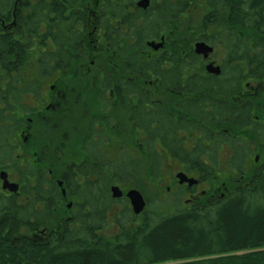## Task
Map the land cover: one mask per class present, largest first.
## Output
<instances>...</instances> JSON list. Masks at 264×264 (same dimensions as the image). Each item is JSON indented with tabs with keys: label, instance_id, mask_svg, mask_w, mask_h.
Returning <instances> with one entry per match:
<instances>
[{
	"label": "flooded vegetation",
	"instance_id": "af4514ba",
	"mask_svg": "<svg viewBox=\"0 0 264 264\" xmlns=\"http://www.w3.org/2000/svg\"><path fill=\"white\" fill-rule=\"evenodd\" d=\"M53 1L64 8L62 13L64 17L58 20V27H53L59 35L54 29L55 33L48 31V28L52 27L48 20L46 24H41L39 34L42 36L33 38L32 45L28 35L24 38L20 35L23 33L22 25L14 16L15 5L19 0H15L10 19L0 18V79L3 81L0 84V108L3 109V116L14 115L13 120L5 119L13 129L7 137L11 152L5 159L0 160V173L5 172L7 180L19 186L15 193L3 190L0 178V193L5 197L14 196L18 203H26L28 192L33 190L36 177L45 168L44 179L51 181L52 186L59 192L60 201H66L67 210H71L76 204H81V192L84 190L96 189L101 184L108 187V191L112 185L120 187L116 176L121 172L126 176V143L132 154H189L193 152L200 139H204L208 144L211 138L208 134L210 109L212 104L216 105L218 102L222 113L220 116H214V121L218 124L217 134L221 133L224 137L227 134L226 127H222L225 123V110L227 107H233L236 109L233 136L237 139V154H252L253 150L256 151L255 154H264V139L261 138L264 137V114L261 119L255 115L258 107L255 103L258 102L259 91L264 92V88L257 83V87L247 89L252 81L259 82V79L262 80L264 87V77L252 76L253 71H250L244 63L242 53L239 51L232 57L222 53L218 58L219 61L211 59V54L204 56L194 53L196 42L210 44L208 40L197 39L199 35H196L195 31L202 24L196 20L203 17L204 13L199 14V12H203L204 9L194 14L197 7L192 8L191 15L197 19H193L188 24L191 28L189 35L193 39L190 47L180 49L178 23L175 21L170 47L163 35L158 39L145 41L147 52L143 58L150 60L149 63L154 66L155 71L148 67L141 76L130 69V76L126 77V70L110 72L100 69L106 62L113 65L116 60H121L123 65L130 68L126 58V32L130 30L126 24L128 0H123L125 13L123 17L117 19L104 10L103 6L101 7L102 0H95L94 5L98 10L90 7L91 0ZM53 1L46 0V3L52 4ZM138 1L135 0L134 5L142 10L147 9L154 2L149 0L147 8H140L137 6ZM29 3L34 6L35 1L30 0ZM202 4L203 2L200 6ZM130 9L134 13V8L127 6V10ZM82 10L87 12L85 21L81 20ZM93 15L96 16L94 20ZM49 16L53 18L51 13ZM91 23L93 25L99 23V26H93L88 32L87 28ZM111 24L114 27L118 26L119 29L113 28ZM223 33L226 35L225 31ZM209 34L206 30L202 36L207 39ZM91 35L94 39L88 41V36ZM119 35L120 38L115 40ZM4 40L6 42L3 43ZM41 40L43 44L40 43ZM221 40L223 41V38ZM15 41L21 46V48L15 47L17 52L15 49H4L3 45L7 43L12 46ZM149 41L160 42L161 45L153 49L147 44ZM116 44L123 47V54H117ZM210 45L214 50L217 44ZM181 51L188 53L179 54L178 52ZM93 52L98 53L93 54ZM84 53L88 56L86 64L84 62L82 64L81 59ZM51 54L60 64V69L54 72H50L49 68L39 69L37 63L40 64L38 62L40 57L50 60ZM16 60H20L21 65L12 66L11 62L15 64ZM94 64L99 69L91 72L87 65ZM209 64L218 66L220 72L218 74L208 72L206 66ZM54 74L60 75V81L57 82L58 92L50 91L44 94V84ZM108 74L110 77L107 76ZM154 77L156 90L162 97L174 94L177 96L174 102L160 99L146 101V88L140 84V81L152 84ZM83 78L86 79L84 86ZM72 79L82 83L78 82L80 85L75 89V86H70L68 83ZM128 82L134 85H127ZM10 84L16 88L14 91L20 94L18 104H14L13 99L10 98L15 106L13 111L6 109L4 104V98L12 90ZM73 92L81 95L82 103L73 112L72 119L64 122L61 116L66 115L70 103L74 102L71 99ZM261 95L263 97L262 93ZM53 102L58 106H53ZM42 106L49 111V119L45 112L39 113ZM115 108L119 110L113 111ZM51 111H53L52 115ZM119 112L123 113V118H120ZM59 115L60 118L55 119ZM37 117L38 120L42 119L45 122L52 120L50 122L52 126L43 127L39 133H36L38 134L35 136L36 139L29 138V135L33 134L29 131L31 125L34 123L35 126L39 122ZM153 118L156 119L150 121ZM54 120L59 122L54 123ZM259 131H261L260 135H258ZM154 133L157 135L152 137ZM187 133L190 137L192 134L195 136L196 143L190 149L185 147V142H188ZM173 134L175 139L170 137ZM259 136L262 140H259ZM247 137L257 144L259 150L251 149ZM53 138H58L57 145H51L52 140H55ZM149 141L153 142L155 151L149 150ZM56 160L61 164L59 177H53L49 169L50 164ZM168 168L169 172L182 171L187 176H193L195 171L200 172L198 165L193 166L184 162L177 168L169 164ZM11 171L15 172V178L10 176ZM58 182H61V185H58ZM85 183L90 185L87 186L89 188L84 185ZM171 183L176 188L174 194L179 190H183L184 194H191L195 187L201 184L199 180L192 185L185 182L178 183L176 178L172 179ZM48 187V184L43 185L44 190ZM62 188L65 189L64 195L61 192ZM121 189L123 191V188ZM169 190L168 185L165 191ZM70 198L72 199L69 200ZM188 201L190 200L185 199V202Z\"/></svg>",
	"mask_w": 264,
	"mask_h": 264
},
{
	"label": "trees",
	"instance_id": "16d2710c",
	"mask_svg": "<svg viewBox=\"0 0 264 264\" xmlns=\"http://www.w3.org/2000/svg\"><path fill=\"white\" fill-rule=\"evenodd\" d=\"M29 1L19 0L14 10L15 0H0V18L10 19L14 10L17 22L22 25L20 35L22 38L28 35L32 45L33 38L42 36L39 34L42 23L50 20L52 27L48 31L54 32L58 20L64 17V8L53 0L52 4L34 0V6ZM102 1L101 7L113 18L123 17V0ZM126 2V24L130 29L126 32V58L129 70L136 75L143 76L148 67L155 71L150 60L143 58L147 52L145 41L163 35L170 47L175 21L180 49L190 47L193 39L188 24L197 19L191 15V10L203 2L204 15L197 21L202 24L195 29L198 39L220 45L221 33L225 31L221 42L226 55L232 57L235 52H241L244 63L253 71L252 76L264 77V0H154L145 10L136 8L135 0ZM127 6L134 8V13L131 9L128 11ZM82 11L81 20L85 21L87 12ZM206 30L210 32L207 39L202 36ZM119 38L120 35L115 40ZM16 46L21 48L17 41L12 46L3 45L9 50ZM115 46L117 54H123V47ZM38 62L39 69L49 68L50 72L60 69L53 54L50 60L40 57ZM17 64L21 65V61L11 62L12 66ZM2 82L0 79V84ZM127 85L134 84L128 82ZM10 86L12 90L4 98V104L13 111L20 94ZM219 105L220 102L211 106L212 126L218 125L214 116L222 113ZM235 112L233 107L226 108L223 127L231 134L217 135L207 154L198 145L192 154L181 155L184 162L199 166L201 181L208 177L220 183L221 195L215 197L211 188L212 191L209 189L190 206L181 204L179 199H167L162 193L149 190L143 182V174L146 178L157 177L156 165L149 161L158 160V154H146L143 160L127 156L130 160L126 173L136 178L134 185L146 200V207L139 215H134L128 202H123L121 212L109 219L108 210L116 200L111 198L109 188L101 184L96 189L82 191L81 204H76L66 217L55 218L50 210L60 203L59 192L51 181L44 179L46 169L43 168L34 181L33 190H28L26 203H18L14 196L5 197L0 193V264H264V154L252 164L246 154H237V139L233 136ZM3 115L0 108V160L11 152L7 137L13 129L5 119H14V115ZM170 137L175 139V134ZM223 143L231 146L233 154L222 162L227 172L219 173L217 151ZM148 145L149 150L155 151L152 141ZM204 156L209 164L203 163ZM45 184L49 185L46 190L43 189Z\"/></svg>",
	"mask_w": 264,
	"mask_h": 264
},
{
	"label": "rangeland",
	"instance_id": "374dc122",
	"mask_svg": "<svg viewBox=\"0 0 264 264\" xmlns=\"http://www.w3.org/2000/svg\"><path fill=\"white\" fill-rule=\"evenodd\" d=\"M95 3V0H91V5L90 7L93 8V10H98V8L94 5ZM200 8V10H199ZM201 9H203L200 5L197 7L196 10H194V14L198 11H201ZM205 11V9H204ZM95 15H93V20L95 19ZM217 20L219 21V16L217 15ZM223 25H225L226 27H228V24L223 22ZM93 26H99V23L97 24H90L89 27L87 28V31L89 32ZM224 33L222 32L221 33V38H224ZM94 39V36L91 35V36H88V41H91ZM221 40L219 41L218 44L220 45H215L216 48L213 50V52L211 53L210 55V58L211 59H215L216 61H219L218 58L221 57L222 53L226 54V50H225V46L224 44L222 45L221 44ZM98 52H93V54H97ZM88 56H87V53H84L82 55V64L84 62V64H86V60H87ZM114 64L113 65H110L109 63H105L102 68L100 70H103V71H110V72H116V70H119V71H123L125 72L126 70V77H129L130 74H129V69H128V66L126 65H123L122 61L121 60H116L113 62ZM97 65V64H96ZM89 68V70L91 72L93 71H97L99 68H97L94 65H87ZM86 70V69H85ZM129 75V76H128ZM108 77H110V75L108 74L107 75ZM64 78H67V76H64ZM136 80H139L137 78H135ZM60 81V75H51V79L47 80L46 83L44 84V89H43V93L44 94H47L49 93L50 91H52V93H57L58 92V88H59V85L57 82ZM83 86L85 85V81L86 79L83 78ZM82 81H76L75 79H72V81H69V85L70 86H75V89L82 83ZM152 84L151 83H145L143 81H140V84L142 86H145V94H146V101L147 102H151L152 100H157V99H160L161 101H169V102H174L177 98V96H175L174 94H172L173 96H163L160 95V93L158 92V90H156V84H155V77L154 79H152ZM155 81V82H154ZM78 82H80V84L78 85ZM257 83L258 85H261L262 88H264L262 86V80L259 79V82H254L252 81L250 83V85L248 86L247 89H250V88H254V87H257ZM260 94H258V102L255 103V105L258 104V107L256 108V113L255 115L258 116V118H262V114H264V92H261L259 91ZM74 93V92H73ZM71 94V99L72 101L74 100V102H71L70 103V107L67 109L66 111V115H62V121L66 122V120H69V119H72V115H73V112L76 111L78 109V107L81 105L82 102H80V100L82 99L81 98V95L78 94V93H74V94ZM261 93L263 94V97L261 95ZM77 97V100H75V98ZM53 106H58L55 102H53ZM175 106V105H173ZM119 110L118 109H113V111L117 112ZM48 116V119H49V111L45 109L44 106L41 107V111H39V113H44ZM52 112H50V114L52 115ZM64 112V111H63ZM120 113V118H123V113L122 112H119ZM30 116V114L28 115ZM34 118V116H33ZM60 118V115L57 116L55 119H59ZM37 120H38V117H37ZM39 122H37L34 126V123L31 125V128L29 129V131H32V135H29V138H32L33 139H36L35 136H37L38 134L36 133H39L43 127H47V126H52L50 124V122H45V120H38ZM55 122H59V120H54V123ZM209 131H208V134L212 137L211 141L207 144L206 141L204 139H200L199 141H197V146L200 145V149L204 152V154H207L209 152V149H210V146L212 143H215V141L217 140L216 137H217V130H218V125L216 126H212V125H209ZM223 127V126H222ZM33 128V130H32ZM231 134V131L228 132L227 130V134H225V137L226 136H229ZM261 134V131L258 132V135ZM257 135V137H258ZM220 137H224L221 133L218 135ZM187 137H188V142H185V147L187 149H190V147H192V145H194L196 142L194 141L195 140V136L194 134H192V136L190 137L187 133ZM62 138V137H61ZM65 138V137H64ZM63 138V140H64ZM55 140H52V143L51 145H57L58 144V138H53ZM248 139V143L250 142V145H251V149L255 148V149H258V146L257 144L252 141V139L250 138H246ZM225 140V138H224ZM259 140H261L260 136H259ZM131 141V140H130ZM196 146V147H197ZM195 147V148H196ZM228 147H230L231 149V146L226 143V144H222L220 146V148L218 149L217 151V154H219L220 156V167L221 170H218L217 172H227L226 171V168L223 167L222 165V162L224 161L225 158H227L230 154H233L232 152V149L230 150ZM194 148V150H195ZM193 150V151H194ZM259 150V149H258ZM129 148L127 146V143H126V164L129 165V160L130 158H128L127 156L130 155L131 157H138V159L140 158L141 160H143V154H132L129 152ZM260 152V151H259ZM256 151L253 150L252 151V154H246V158H247V161L251 162L250 164L254 163L255 161H253L254 159V156H257V160L260 158V155L261 154H255ZM184 154H187V153H184ZM192 154V153H190ZM181 155L182 154H158V160L155 161L156 158H153V163L151 162V160L149 161L150 164H155L156 165V168L154 169L155 171H157V177L155 179H152L151 177H148L146 178V176L143 174V182L144 184L146 185V187L149 189V190H152V191H157L158 194L159 193H162L163 196H165V198L167 199H170V200H177L179 199V201L181 200V204H183V200L185 201V199H189L190 201L186 204V205H191L192 204V201L194 200H197L200 195H201V192L202 191H205L208 192L209 189L213 188V195L216 197V196H219L221 195V190H222V185L216 181H211L210 178L206 177L204 181L201 182V184L199 185V187H195V189L193 190V192L191 194H183L182 195H173V193H175L174 191H176V188L173 186V183H171V180H175L174 178V175H175V172H169V168H168V165H173L174 168H177L179 166L182 165V162H184V159L181 158ZM206 156H204L205 158ZM60 161L56 160L54 162H52L49 166V169L51 170V175L53 177H59V172H60V167H61V164H59ZM184 163H187V162H184ZM59 165V166H58ZM115 171L117 172L116 168H115ZM194 174H192L193 176H200L202 174L200 173H197V171L193 172ZM10 176L12 178H15L16 174L15 172L11 171L10 173ZM172 176V178H171ZM117 180L120 182V187L123 188V191H126V189H128L129 187H135L134 185V182H135V179H133L132 177H130L129 173H126V176L124 173H119L117 174L116 176ZM170 186V190L168 192L165 191V187L166 186ZM136 188V187H135ZM212 191V189H211ZM161 196V195H160ZM72 198H70L69 200H71ZM115 200V199H114ZM22 201V200H21ZM152 199L150 198V205H152L153 203L151 202ZM66 202V201H65ZM65 202H61L56 204V206H53L50 210V213L53 215V217L55 218H61V217H66L67 216V213H68V210L65 206ZM123 202H125L124 198L122 200H116L114 202V204L111 206V208L108 210V217L109 219L112 220L113 216L114 215H118L120 212H121V208H122V204H124ZM127 202V201H126ZM125 202V203H126ZM185 204V203H184ZM183 204V205H184ZM120 217V215H119ZM139 217V216H138ZM137 218V217H136ZM139 219V218H137Z\"/></svg>",
	"mask_w": 264,
	"mask_h": 264
},
{
	"label": "water",
	"instance_id": "95a60500",
	"mask_svg": "<svg viewBox=\"0 0 264 264\" xmlns=\"http://www.w3.org/2000/svg\"><path fill=\"white\" fill-rule=\"evenodd\" d=\"M137 5L142 8H145L148 5V0H139ZM148 45L151 46L153 49H157L161 45V43L148 42ZM211 51L212 47L204 42H196L194 44V52L197 54L207 56ZM206 70L215 74H218L220 71L217 66H213L212 64L207 65ZM176 177L178 178L179 183L187 181L189 185L196 183L197 181L193 177H187L183 172L177 173ZM0 178L2 179L3 189H8L9 191L16 192L18 184L9 182L7 180V175L5 172L0 173ZM58 183L61 185V182ZM110 190L112 197H120L122 195V190L118 186H112ZM62 193L64 194V189H62ZM125 195L129 200L132 212L134 214H139L140 212H142L145 207V200L142 194L136 188H130L126 191Z\"/></svg>",
	"mask_w": 264,
	"mask_h": 264
}]
</instances>
